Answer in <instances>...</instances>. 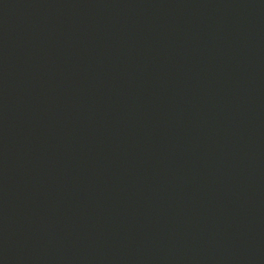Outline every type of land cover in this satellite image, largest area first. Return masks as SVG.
Returning a JSON list of instances; mask_svg holds the SVG:
<instances>
[{
    "label": "water",
    "instance_id": "water-1",
    "mask_svg": "<svg viewBox=\"0 0 264 264\" xmlns=\"http://www.w3.org/2000/svg\"><path fill=\"white\" fill-rule=\"evenodd\" d=\"M0 264H264V0H0Z\"/></svg>",
    "mask_w": 264,
    "mask_h": 264
}]
</instances>
